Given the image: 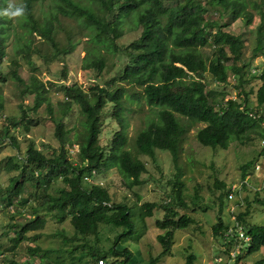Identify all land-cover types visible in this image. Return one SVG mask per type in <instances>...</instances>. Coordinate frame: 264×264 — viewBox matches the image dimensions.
Returning a JSON list of instances; mask_svg holds the SVG:
<instances>
[{"label":"trees","instance_id":"16d2710c","mask_svg":"<svg viewBox=\"0 0 264 264\" xmlns=\"http://www.w3.org/2000/svg\"><path fill=\"white\" fill-rule=\"evenodd\" d=\"M9 3L11 0H0V11L7 8ZM21 5L25 13L18 20L24 32L16 34L15 55H11L7 49L8 39L13 33V19L0 16V90L9 79L25 84L19 72L22 66L19 57L34 65L32 53L40 55L43 52L40 47L45 45V50L52 54L45 52L46 55L42 53L40 57L50 63L54 57L75 49L74 33L70 30L66 44L57 38L60 31L55 20L59 13L84 18L85 25L91 31L94 45L83 58L84 69L94 70L98 74L107 69L109 52L115 56L117 63L122 64L103 86L96 83L88 90L77 84L66 86V107L62 109L63 116L60 118H55L52 104L45 97V89H42L36 76L30 84L31 92L36 96L35 103L32 107L21 105V119L4 117L5 99L0 91V117L5 118L0 129V144L9 138L10 144L20 152L18 137L12 133L11 127H21L23 133H29L31 127L40 121L36 114L43 101L47 102L46 111L56 126L55 134L61 142L60 154L55 150L45 152L31 142L19 163L9 161L8 170L20 172L11 179L7 192L0 196V203L7 209L13 207L15 212L21 213L30 200L24 197L25 186L30 183L35 188L34 195H37L36 201L41 208L28 221L13 224L16 233L12 238L13 244L0 252V264H36L32 261L23 263L8 253L26 240L30 232H35L32 238L34 242L41 237L40 231L47 224L46 215L41 214L42 208L57 222L70 221L75 230L72 236L74 240L88 241L90 236L99 234L101 225L112 230L118 229V233L108 249L89 245L90 259L78 255L73 256L71 262L60 257L54 261L49 258L54 250L43 249L39 245L31 247L30 250L40 256L37 264H100V261L107 264H133L134 252L128 246V240L133 239L136 233L132 206L126 201H114L108 187L90 182V179L96 174L117 169L128 181L129 188L141 185L144 183L142 174L147 171L141 156L155 160L157 150L171 152L174 163L179 164L186 129L177 115L206 124L197 132V140L206 147L227 149L234 141L244 143L245 139L249 140L251 134L262 141L263 117H253L251 113L264 112V68L253 70L251 60L243 59L247 36L225 28L238 20L251 25L254 13L248 7L259 8L260 5L252 0H21L18 6ZM44 5L50 8L48 12L44 10ZM211 10L227 17V21L220 25L218 21L207 18L206 14ZM134 29L141 30L138 37L127 46L119 45L118 40L125 36L126 30ZM255 40L254 54L264 53L263 25L258 28ZM207 45L214 47V54L209 61L200 50ZM102 46L107 48V53L102 52ZM5 61L10 63L8 71L4 70ZM232 78H235L234 87L239 90L237 98L209 86L210 83L227 85ZM122 84L141 87L147 103L159 108L157 116L135 137L136 154L128 148L129 123L125 116L127 90ZM249 85L251 87L247 91ZM26 89L27 86L23 93L27 92ZM73 104L80 107V114L85 118L81 124L83 128L74 134L75 143L79 144L77 160L70 156L67 145H73L74 139L70 138L71 130L64 121ZM109 105L111 114L105 118L104 113L108 111ZM28 108L34 115L29 116ZM106 119H114L117 128L112 131L110 144L104 147L100 136ZM256 161L257 158L242 165L244 181L249 169L255 168ZM181 177L182 171H179L172 181L176 194L174 199L166 203L147 202L139 206L143 220L152 216L156 208L165 211L164 217L156 222L165 231L158 235L163 253L171 250L177 230L195 223L193 216L179 211V208L188 207L184 200L185 183ZM59 179L64 183L63 188L57 194H51L52 185ZM222 187L224 192L220 195V214L213 224V232L216 237L229 241L226 253L230 255L231 247L238 243L239 234L237 222L231 224L223 215L232 186L223 184ZM243 187L245 190H254L247 181ZM254 195L256 198L253 200L246 197L244 211L235 213L238 225L250 237L249 243L241 248L240 258L244 251L250 254L264 246V223L249 220L252 204H264V199L259 198V191H254ZM125 241L126 245H122L121 242ZM157 259L152 257L149 264H156ZM195 261L196 255L191 252L185 264H195Z\"/></svg>","mask_w":264,"mask_h":264},{"label":"rangeland","instance_id":"374dc122","mask_svg":"<svg viewBox=\"0 0 264 264\" xmlns=\"http://www.w3.org/2000/svg\"><path fill=\"white\" fill-rule=\"evenodd\" d=\"M252 1L257 2L260 7H248V10L254 13L251 25H245L243 21L238 20L225 28L234 31V33L247 36L248 41L243 59L251 60V68L254 70L264 68V53L254 54L253 50L256 47L255 35L257 30L261 25L264 27V0ZM11 3L18 6L21 4V0H11ZM44 10L47 12L50 10L48 5H44ZM206 17L218 21L220 25L228 19L214 10L206 14ZM18 19L19 17L13 19V33L8 39L7 49L11 55L16 54L14 49L15 39L18 36L16 34L24 32ZM55 25L58 32L60 31L57 38L62 43L66 44L69 41V30L74 33L75 49L60 54L59 57H54L50 63H46L45 58L40 57V55L45 54V52L52 53L45 50L47 46L42 45L40 48H43V52L40 55L32 53V61L36 68L19 57L22 64L19 72L25 80V84H18L15 80L9 79L7 83L2 85L0 91L5 99V118L18 117L21 119L23 114L21 105L29 107L34 105L36 96L31 92L32 87L30 85L34 76L41 83L42 89H45V97L52 104L55 118H60L63 116L62 109L66 107V86L77 84L86 90L96 83L103 86L120 69L122 63H117V59L111 52L107 54L109 67L101 73L98 74L94 70L83 68V58L94 45L91 31L85 25L84 18L59 13ZM126 31L125 36L118 40V44L121 46H127L141 32L140 29ZM101 49L103 53H107V48L102 46ZM200 50L208 61L214 54V47L211 45L201 47ZM46 58L51 59L49 56H46ZM9 64V61H5V71L10 69ZM234 83L235 78H232L227 85L210 83L209 86L218 88L220 91L224 90L229 94V97L237 98L239 97V90L234 87ZM26 86L27 92L23 93ZM122 86H125L127 90L125 116L129 123L128 148L136 154L135 137L141 129L148 125L149 121L157 116L159 108L150 106L147 103L141 87L129 84H122ZM250 87V85L247 86L246 90L249 91ZM240 97L242 99L243 95ZM250 98L254 100L253 96H250ZM46 107L47 102L43 101L36 114L40 121L37 125L31 127L29 133H23L21 127H11L12 133L18 137L20 152L10 144L9 138L2 140L0 144L2 146L0 152V196L7 192L11 179L20 172L8 170L9 161L13 160L15 163H19L31 142H34L38 148L43 149L45 152L50 153L55 150L57 154H60L61 142L56 137V126L49 118ZM28 110L29 116L34 115L30 108ZM107 110L104 113L105 118L111 114L110 105ZM67 112L68 115L64 117V121L66 127L71 130L70 138L74 139V144H68L67 146L71 158L77 160L79 144L75 143L77 140L74 134L83 128L81 124L85 118L80 114V107L76 104H73L72 109ZM177 116L186 129L181 143L179 164L174 163L171 152L157 150L155 160L148 156H141L147 167V171L142 174L144 183L141 185L129 188L127 186L128 181L117 169H111L103 174H96L94 178L90 179V182L108 187L114 201H126L132 206L136 233L133 239L128 240V246L134 252L133 264H149L152 257L158 258L156 264H185L186 257L191 252L196 255L195 264H264V246L254 253L247 254L244 251L240 258L241 245L240 242H236L231 247L232 257H230L226 253L229 241L222 237H216L213 232V224L217 222L220 214V195L224 192L223 184L226 186L231 185L232 188L235 187L233 197H230L231 192H228L226 205L223 209L224 218L230 220L231 224L234 221L237 224L239 223L235 213H240L246 209V197L249 196V199L253 200L256 198L254 191H259V198L264 199V154L262 153L264 149L259 137L251 134L250 139H245L244 143L234 141L227 149H213L203 146L197 140V132L206 125L205 123L192 122L186 117ZM5 118L0 117V129L3 128ZM116 128L114 119H106L103 123L100 142L104 147L110 144L112 131ZM256 158L255 168L249 169L245 180L254 190H245L243 187L245 181L242 177V165ZM179 171H182L181 178L185 183L184 200L188 205L187 208H179V211L193 216L195 223L188 228L177 230L171 250L168 253H163V246L158 240V235L165 231L160 229L156 222L164 217L165 211L162 208H156L152 216L143 220L139 206H143L147 202L160 204L174 199L176 194L173 190L172 181ZM63 186L62 179H59L52 185L50 193L57 194ZM34 194V186L27 183L24 197H29L30 200L22 208L21 213L15 212L13 207L7 209L4 204L0 203V252L6 251L13 244L12 238L16 234L12 227L13 224L24 223L33 218L36 211H40L41 207L36 201L38 199L36 198L37 195ZM15 201L17 202L18 199H15ZM41 214H45L47 217V224L40 231L41 237L34 242L32 238L35 232H30L26 240L22 241L15 250L8 253L10 256L23 263L32 261L37 264L40 261V256L34 254L30 248L39 245L43 249L54 250L49 254V258L54 261L60 257L66 262H71L73 256L78 255L83 256L84 259H90L88 254L89 245L108 249L118 233V229L112 230L101 225L99 234L90 236L88 241L74 240L72 236L75 234V230L70 221L57 222V219L49 215L48 211L43 208ZM249 220L254 223H264V204L258 202L252 204V213ZM137 237H139L138 240H136ZM126 242H121V244L126 245ZM76 246L79 247L75 249Z\"/></svg>","mask_w":264,"mask_h":264},{"label":"built area","instance_id":"2783aa9c","mask_svg":"<svg viewBox=\"0 0 264 264\" xmlns=\"http://www.w3.org/2000/svg\"><path fill=\"white\" fill-rule=\"evenodd\" d=\"M251 115L253 116V117H258V118H261V117H263V121H262V123H263V125H264V112L263 113H261V114H258V113H255V112H252L251 113ZM261 145H262V147L264 148V138L262 139V141H261ZM230 197H233V192H235V187H233L231 190H230ZM239 224V223H238ZM237 223H236V226H238V229H237V231H238V234H239V236H238V242H240V245H241V248L243 247V246H245V244H247V243H249V241H250V237L245 233V231L243 230V228L241 227V226H239ZM241 248H240V250H241ZM230 257H232V254L230 253ZM220 260H222V259H220ZM100 264H107V263H105L104 261H100Z\"/></svg>","mask_w":264,"mask_h":264},{"label":"clouds","instance_id":"9594fccd","mask_svg":"<svg viewBox=\"0 0 264 264\" xmlns=\"http://www.w3.org/2000/svg\"><path fill=\"white\" fill-rule=\"evenodd\" d=\"M24 13V6H17L12 3H9L7 8H5L3 11H0V16L7 17L9 19H14L17 17H22Z\"/></svg>","mask_w":264,"mask_h":264}]
</instances>
